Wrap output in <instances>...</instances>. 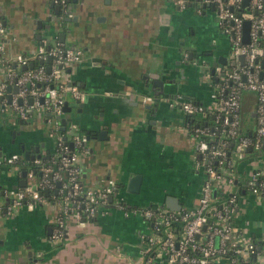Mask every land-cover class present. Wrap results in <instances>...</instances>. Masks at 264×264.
<instances>
[{
  "label": "crops",
  "instance_id": "crops-1",
  "mask_svg": "<svg viewBox=\"0 0 264 264\" xmlns=\"http://www.w3.org/2000/svg\"><path fill=\"white\" fill-rule=\"evenodd\" d=\"M184 2L76 0L68 5L71 14L61 16L54 0H0L6 29L1 55L10 60L9 68L19 71L14 55L29 54L40 37L57 36L65 45L82 48L66 80L84 94L79 100L69 90L64 92L71 106L62 114L67 137L71 140L74 132L89 136L77 150L83 184L100 187L107 177L116 182L112 201L92 218L69 216L63 237L54 241L50 234L59 212L56 192L32 208L23 204L9 210L5 191L22 177L18 170L1 165L0 264H143L142 235L150 228L142 209L166 206L168 194L176 195L182 208L195 205L203 171L187 114L168 105V98L175 94L217 110L220 103L208 73L218 57L226 56L228 66L233 58L213 8L200 0ZM262 71L264 76V67ZM0 73V80H5L7 67L0 66ZM152 85H162L168 95L154 94ZM144 94L153 99L143 101ZM255 104L254 93L242 90V133L255 128ZM47 116L34 109L28 118H16L7 99H0V156L19 153L21 145L30 154L38 146L42 158L54 154L56 136L50 133ZM101 130L105 131L99 139ZM257 168L264 169V144L236 159L230 189L240 192L233 222L247 239L259 241L264 239V201L243 185ZM137 174L138 191H129ZM122 201L130 214L120 207Z\"/></svg>",
  "mask_w": 264,
  "mask_h": 264
},
{
  "label": "built area",
  "instance_id": "built-area-1",
  "mask_svg": "<svg viewBox=\"0 0 264 264\" xmlns=\"http://www.w3.org/2000/svg\"><path fill=\"white\" fill-rule=\"evenodd\" d=\"M204 5L213 7L217 24L228 36L230 54L236 61L239 54H244L245 64L239 66L219 64L214 68L218 81L214 86V96L219 101L217 110L193 99H181V96L168 98V105L179 107L187 115L215 113L222 118L225 136L218 144H210L207 138L214 131L207 124L194 125L190 137L198 154L197 164L203 171L197 201L192 207L173 210L167 206H148L142 209L150 232L142 235L145 241L143 264H155L164 261L167 264H264V245L259 241L247 239L241 229L233 222V215L238 208L239 190H232L234 184L231 170L236 159L244 156L249 148L261 149L264 141V76L261 59L264 58V0H248L246 6L242 0H200ZM61 9V16L70 15V0H54ZM184 5V0H175ZM250 21L249 42H243V22ZM5 25L0 17V66L7 67L5 80H0V99H7V85L18 86L12 93L9 106L16 112V118L26 119L30 110H40L49 115L50 133L56 136L55 151L52 158L43 162L42 157H34L33 164L39 165L37 175L30 168L26 171V185L5 191L8 197V209L26 205L32 208L45 198V189L56 190L53 199L58 204L59 212L54 220L50 234L56 241L63 237L66 219L94 217L99 208L108 202L114 193L116 182L107 177L100 187L85 185L81 181V169L78 164L77 150L83 148L86 136L74 132L70 148L63 134L58 132L61 125L65 101L64 92L69 90L76 99L84 97L76 84H68L61 79L73 63L80 60L83 50L75 45H65L57 36L53 39L40 37L37 47L29 54L18 53L14 61L19 71L9 68L1 53L5 43ZM51 61L47 62V57ZM39 60V61H38ZM33 62V66L29 64ZM50 70H47V66ZM24 66V68H23ZM208 76L211 77V74ZM254 93L255 128L253 136L240 133V98L242 90ZM29 97L32 101L29 102ZM40 97L43 99L40 100ZM19 98L21 102H19ZM143 101L153 99L151 94H144ZM70 127H75L71 124ZM235 144L229 153L226 146L231 140ZM19 153L0 156V166L6 165L14 170L20 169ZM59 185L57 186V183ZM245 189L264 201V169L257 168L244 180ZM34 186V188H33ZM213 192H215L213 194ZM126 215V210L122 203Z\"/></svg>",
  "mask_w": 264,
  "mask_h": 264
},
{
  "label": "water",
  "instance_id": "water-1",
  "mask_svg": "<svg viewBox=\"0 0 264 264\" xmlns=\"http://www.w3.org/2000/svg\"><path fill=\"white\" fill-rule=\"evenodd\" d=\"M70 1L71 2H75L76 0H70ZM247 3H248V0H242V4L244 6H246ZM58 9H59V5L57 4L56 5L57 12H58ZM67 19H70V18L67 17ZM249 26H250V21L249 20H245L243 22V42H245V43L249 42ZM61 36H62V34H61ZM237 59L239 61V64H238L239 66H242V65L245 64V56H244V54H239L237 56ZM50 61H51V57L48 56L47 57V62H50ZM219 63L226 64L227 63L226 56L218 57L216 60H214L212 62V64H211V72L212 73L214 72V68ZM261 63H262V66L264 67V58L261 59ZM231 64L232 65L235 64V60L234 59L231 61ZM29 66L32 67L33 66V62H31L29 64ZM23 68H24V66H23ZM47 70L48 71L50 70V66L49 65L47 66ZM67 71H70V68H67ZM262 74H263V71H260V77L262 76ZM162 82L164 83L163 80H162ZM69 84H74V82H69ZM77 84H79V82H77ZM154 85H152V87H151V90L154 92V94H157L158 96H162V95L167 96L168 95V93H166V94L163 93L162 85H159V88H157V89L154 87ZM16 91H18V86H16V85L11 86L9 84L7 85V103H10L11 97H12L11 95H12L13 92H16ZM176 96L177 95L174 94L172 97H176ZM42 99L43 98L40 97V100H42ZM181 99H189V98H187V97L182 98L181 97ZM28 101L31 102L32 101V98L29 97ZM19 102H21V99L20 98H19ZM63 111L64 112H70L71 111V106L68 104V100H65L64 101ZM47 115H49V114L47 113ZM60 121H61L60 129L61 130H64L66 128L67 118L65 116H61ZM104 131L105 130H101L100 131L99 139L102 138V133ZM248 134H251V132L248 133ZM63 138L66 140V136H63ZM88 139H89V136H86V140H88ZM66 141H68V140H66ZM263 141H264V138H263ZM68 143H69L70 148H73V146H74L73 141L72 140H69ZM38 149H39L38 146H36L35 147V152L36 153H31L30 154V151L27 150V149H25L24 146L21 145L19 152H22L23 153V156H24L25 159H33L34 157H40V153H38ZM249 150H251V148H249ZM0 155H1V153H0ZM25 176H26V170L24 169V170H22V178L19 180L18 184L14 186V188H17L19 186H25L26 185ZM139 178H140V175H138V174L136 176H134L133 178H131L130 183H129V187H128V190L129 191H138ZM58 185H59V182L57 183V186ZM33 188H34V186H33ZM39 192L40 193H43L44 195H46V194H48V189H45L43 192L42 191H39ZM55 192H56V190H55ZM214 193L215 192H213V194ZM113 197H114V193H112V194L109 195L108 200L109 201H112ZM165 204H166V206L168 208L173 209V210H178V209L181 208V203L179 202V198L176 195H172V194L166 195V197H165Z\"/></svg>",
  "mask_w": 264,
  "mask_h": 264
},
{
  "label": "trees",
  "instance_id": "trees-1",
  "mask_svg": "<svg viewBox=\"0 0 264 264\" xmlns=\"http://www.w3.org/2000/svg\"><path fill=\"white\" fill-rule=\"evenodd\" d=\"M211 78H212V85H215L216 84V81H218V76H216L213 73V74H211ZM186 119H187V125L189 126V133H190L191 128L194 125H197V124H207V125L210 126V128L214 131V135L213 136H210L209 138H207V142L210 143V144H212V143H214V144L220 143L221 140H222V138H224V136H225L224 132H222V128L224 127V125L222 123V118L220 116L217 117L215 113H206L204 115H202V114L187 115L186 116ZM58 132L59 133H62L63 136H66V140L69 141V139L67 137V130H66V128L64 130H61L60 129V126H59ZM240 133H242V132L240 131ZM251 133H252L251 135L253 136V131ZM234 144H235V140L234 139H231L227 143L226 148H227V150H228L229 153L233 149ZM254 150L255 149L252 148L250 151L251 152H254ZM19 153H20V160L18 161V163H19L20 169L18 171V174L22 177V170L25 169L27 171L30 168H32L37 175H40L41 169H40L39 165L33 164V162H32L31 159H25L24 156L22 155V152H19ZM52 156H53V154L50 157H44V158H42L43 159V162L49 161L52 158ZM52 191L53 190H50V191L48 190V194H46L45 197L46 198H50ZM121 203H122L123 207L126 210H130V207L127 205L126 202H123L122 201ZM258 243L261 246L264 245L263 240H260Z\"/></svg>",
  "mask_w": 264,
  "mask_h": 264
},
{
  "label": "rangeland",
  "instance_id": "rangeland-1",
  "mask_svg": "<svg viewBox=\"0 0 264 264\" xmlns=\"http://www.w3.org/2000/svg\"><path fill=\"white\" fill-rule=\"evenodd\" d=\"M68 10L70 11L71 9H68ZM182 54H184V53L182 52ZM184 56H185V55H184ZM230 58H232V56H230ZM1 75H2V74L0 73V76H1ZM68 75H69V72L66 71V70H64V71L62 72L61 79L64 80V81H66L67 78H68ZM77 152H79V151H77Z\"/></svg>",
  "mask_w": 264,
  "mask_h": 264
}]
</instances>
